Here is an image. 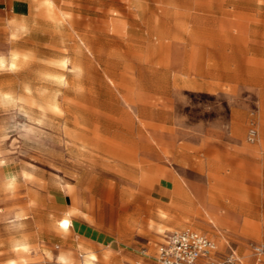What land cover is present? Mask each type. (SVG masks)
Returning a JSON list of instances; mask_svg holds the SVG:
<instances>
[{"label":"rangeland","instance_id":"1","mask_svg":"<svg viewBox=\"0 0 264 264\" xmlns=\"http://www.w3.org/2000/svg\"><path fill=\"white\" fill-rule=\"evenodd\" d=\"M187 226L264 264V0H0V264Z\"/></svg>","mask_w":264,"mask_h":264},{"label":"built area","instance_id":"2","mask_svg":"<svg viewBox=\"0 0 264 264\" xmlns=\"http://www.w3.org/2000/svg\"><path fill=\"white\" fill-rule=\"evenodd\" d=\"M258 136V127L253 121L249 128L248 139L255 141ZM252 248L257 255L264 254V244L256 243ZM239 262L240 258L233 247L222 253L214 238L192 226L176 229L167 234L157 260V264H238Z\"/></svg>","mask_w":264,"mask_h":264},{"label":"crops","instance_id":"3","mask_svg":"<svg viewBox=\"0 0 264 264\" xmlns=\"http://www.w3.org/2000/svg\"><path fill=\"white\" fill-rule=\"evenodd\" d=\"M59 227L64 231V232H68V231H70V228H71V226L69 227V228H63L60 224H59ZM167 235V234H166ZM166 235H165V237H164V240H163V242L159 245V249H158V256H159V252H160V247H161V245L165 242V239H166ZM219 248H220V246H219ZM231 248V246L229 247V248H227V250H222L221 248H220V251L222 252V253H225V252H227L229 249ZM235 249V248H234ZM235 251H236V253H237V255H238V257L240 258V262L242 261V259H241V256H240V254H239V252H238V250L237 249H235ZM158 256H157V260H158ZM259 263V262H258ZM263 263V262H262ZM156 264H157V262H156ZM239 264V263H238ZM257 264V263H256Z\"/></svg>","mask_w":264,"mask_h":264},{"label":"bare ground","instance_id":"4","mask_svg":"<svg viewBox=\"0 0 264 264\" xmlns=\"http://www.w3.org/2000/svg\"><path fill=\"white\" fill-rule=\"evenodd\" d=\"M14 56H16V54L14 55ZM81 64V63H80ZM64 221H68V224H67V227H65L64 226V224H63V222ZM63 228H69L70 226H71V224H72V222L70 221V219H68V218H64V219H62L61 221H60V223H59Z\"/></svg>","mask_w":264,"mask_h":264},{"label":"snow or ice","instance_id":"5","mask_svg":"<svg viewBox=\"0 0 264 264\" xmlns=\"http://www.w3.org/2000/svg\"><path fill=\"white\" fill-rule=\"evenodd\" d=\"M63 224L65 227H67V221H64Z\"/></svg>","mask_w":264,"mask_h":264},{"label":"clouds","instance_id":"6","mask_svg":"<svg viewBox=\"0 0 264 264\" xmlns=\"http://www.w3.org/2000/svg\"><path fill=\"white\" fill-rule=\"evenodd\" d=\"M67 224H68V221H67Z\"/></svg>","mask_w":264,"mask_h":264}]
</instances>
